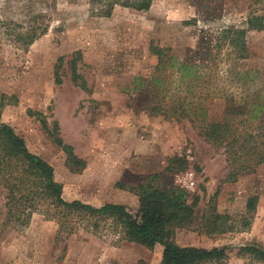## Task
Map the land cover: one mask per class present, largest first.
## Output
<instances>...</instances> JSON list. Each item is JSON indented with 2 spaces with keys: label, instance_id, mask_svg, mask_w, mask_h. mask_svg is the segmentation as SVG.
Returning a JSON list of instances; mask_svg holds the SVG:
<instances>
[{
  "label": "rangeland",
  "instance_id": "rangeland-1",
  "mask_svg": "<svg viewBox=\"0 0 264 264\" xmlns=\"http://www.w3.org/2000/svg\"><path fill=\"white\" fill-rule=\"evenodd\" d=\"M146 1L150 7L145 10L120 4ZM251 2L0 0L2 121L54 168L67 201L97 207L120 204L137 215L140 202L134 188L140 177L161 174V185L185 192L193 210L189 227L176 228L172 241L181 247L225 248L229 264H242L236 258L240 247L264 250V164L255 172L232 175L235 166L228 163L225 150L175 112L177 100L189 94L190 82L172 65L159 71L153 49H166L180 62L188 60L206 37L213 39L224 28H248ZM3 21L22 26L24 32L36 25L48 31L32 44L18 45V30L6 28ZM246 37L248 55L236 61V68L257 72L264 81V28L249 30ZM217 58L212 72L218 69L219 86L214 87L219 92L226 86L237 90L232 83L224 84L227 51ZM202 86L197 90H208L206 82ZM262 87L255 83L245 92L255 100L264 98ZM168 91L167 100L160 102ZM225 103L206 100L211 122L223 121ZM154 104L169 113L149 115L147 109ZM57 140L85 162L81 172L71 171L68 154ZM188 171L197 176L192 190L178 183ZM120 182L125 190L118 187ZM254 197L255 209L250 210L248 202ZM56 231L53 222L34 215L24 234H2L0 264H160L162 259L159 249L152 252L117 237L108 241L80 232L58 241Z\"/></svg>",
  "mask_w": 264,
  "mask_h": 264
},
{
  "label": "trees",
  "instance_id": "trees-1",
  "mask_svg": "<svg viewBox=\"0 0 264 264\" xmlns=\"http://www.w3.org/2000/svg\"><path fill=\"white\" fill-rule=\"evenodd\" d=\"M251 1L248 28L221 29L215 38L206 37L202 42L204 45L188 60L180 62L168 56L166 49H153V54L160 61L159 71L172 65L180 78L190 82L186 87L189 94L177 100L179 107L175 112H178L180 118L190 119L205 140L225 150L228 163L235 166L234 176L255 172L264 164V102H260L264 98L258 95L255 100L251 98L252 94L245 92L246 87L255 86V83L264 89V81L260 80L257 72L241 73L236 68V61L248 55V31L264 28V0ZM120 4L137 10L150 7L149 1ZM2 25L18 30L15 35L18 45L32 44L48 31L42 25L32 26L26 32L22 31V26L11 22L3 21ZM214 50L216 53L212 56ZM223 50L227 51V59L222 62L225 67L228 65L224 68V84L230 87L232 83L231 87L237 89L235 91L226 86L219 92V88L214 87L217 84L218 69L214 70V74L212 68ZM197 58L201 59L200 63L195 62ZM208 60L213 62L211 67L207 65ZM219 65H222L221 62ZM205 69L209 70L208 74L198 73ZM205 82L208 90H197L204 89L202 85ZM168 93L162 96L160 102L167 100ZM210 97L225 99L226 109L221 123L211 122L208 118L205 102ZM157 105L148 107L149 115L169 113V110ZM57 144L68 154L67 163L72 172H81L86 167L85 162L73 153L71 146L60 140H57ZM159 177L161 174L140 177L134 188L140 202L137 215L120 204L97 207L79 200L67 201L63 197L62 185L55 180L54 168L32 153L24 139L2 121L0 114V237L10 232L24 234L33 216L41 215L57 227L58 241L85 232L108 241L117 237V241L135 243L152 252L159 249L162 254L160 264H229L231 255L225 248L181 247L172 241L176 228L189 227L193 220V210L186 203L185 192L175 187L164 188L158 181ZM117 185L122 190L126 189L124 183ZM256 201V197L249 200L250 210L255 209ZM236 258L242 264H264V250L242 246L236 252Z\"/></svg>",
  "mask_w": 264,
  "mask_h": 264
},
{
  "label": "built area",
  "instance_id": "built-area-1",
  "mask_svg": "<svg viewBox=\"0 0 264 264\" xmlns=\"http://www.w3.org/2000/svg\"><path fill=\"white\" fill-rule=\"evenodd\" d=\"M178 183L182 189L192 190L197 186V176L195 172L188 171L178 177Z\"/></svg>",
  "mask_w": 264,
  "mask_h": 264
}]
</instances>
